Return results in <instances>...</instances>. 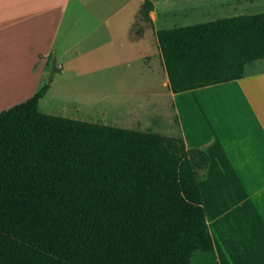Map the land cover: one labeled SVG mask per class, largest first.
<instances>
[{
	"label": "trees",
	"instance_id": "16d2710c",
	"mask_svg": "<svg viewBox=\"0 0 264 264\" xmlns=\"http://www.w3.org/2000/svg\"><path fill=\"white\" fill-rule=\"evenodd\" d=\"M157 37L172 92L229 82L264 58V12ZM52 82L0 113V264H219L199 186L208 154L42 116Z\"/></svg>",
	"mask_w": 264,
	"mask_h": 264
},
{
	"label": "crops",
	"instance_id": "0c3cea01",
	"mask_svg": "<svg viewBox=\"0 0 264 264\" xmlns=\"http://www.w3.org/2000/svg\"><path fill=\"white\" fill-rule=\"evenodd\" d=\"M150 1L152 22L141 16L145 0H0V113L38 92L52 62L86 77L88 63L143 61L134 87L71 92L55 75L38 114L204 150L199 186L219 264H264V58L248 62L243 78L174 93L157 31L171 28L174 12L205 5Z\"/></svg>",
	"mask_w": 264,
	"mask_h": 264
},
{
	"label": "rangeland",
	"instance_id": "374dc122",
	"mask_svg": "<svg viewBox=\"0 0 264 264\" xmlns=\"http://www.w3.org/2000/svg\"><path fill=\"white\" fill-rule=\"evenodd\" d=\"M203 3L205 7L203 9L188 11L174 12L171 15L172 24L174 27H186L194 24L209 22L218 18H225L238 15H253L264 12V0H189L188 3ZM169 27V26H167ZM65 65V73L58 75L57 65ZM79 69L84 72L82 67L84 63H78ZM50 74L56 75L57 80L65 79V83L70 85L71 92H86L88 90V84L91 83L96 86L104 88H121L126 86L135 85L139 80L140 74H146L147 66L142 62L120 63V62H103V63H88V69L91 72L84 77V75H77L70 71L71 68L66 66V63L59 61L58 64L52 62ZM55 69V72L52 70ZM99 69V70H98ZM79 72V71H78ZM50 76V75H49ZM144 76V75H143ZM155 83H162V74L159 68L156 69ZM154 77V78H155ZM153 78V79H154ZM152 81V80H151ZM154 81V80H153ZM47 82V81H46ZM60 84V83H59ZM60 90L59 87H56ZM65 89V86H64ZM64 89L61 88L60 93H64ZM55 90V89H54ZM57 92V91H56ZM196 102V101H195Z\"/></svg>",
	"mask_w": 264,
	"mask_h": 264
}]
</instances>
